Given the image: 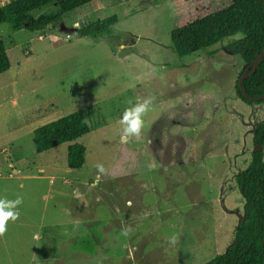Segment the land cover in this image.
Wrapping results in <instances>:
<instances>
[{
	"label": "rangeland",
	"instance_id": "rangeland-1",
	"mask_svg": "<svg viewBox=\"0 0 264 264\" xmlns=\"http://www.w3.org/2000/svg\"><path fill=\"white\" fill-rule=\"evenodd\" d=\"M230 3L94 0L32 11L59 15L41 32L0 26L10 61L0 74V199L22 201L0 234V264H205L226 252L244 219L235 177L264 109L236 96L244 64L226 46L240 35L179 57L170 34ZM113 15L109 36L76 35ZM145 98L140 136L125 138L120 117ZM81 110L87 135L35 152L36 128ZM72 144L85 148L76 170Z\"/></svg>",
	"mask_w": 264,
	"mask_h": 264
},
{
	"label": "trees",
	"instance_id": "trees-1",
	"mask_svg": "<svg viewBox=\"0 0 264 264\" xmlns=\"http://www.w3.org/2000/svg\"><path fill=\"white\" fill-rule=\"evenodd\" d=\"M94 0H9L0 6V26L10 31L27 30L41 32L60 22L59 15H41L33 18L30 13L53 5L61 12H70L90 4ZM117 23L115 15L84 24L75 31L79 37L99 39L111 34ZM241 37L226 46L243 61L244 73L249 76L241 82L244 92L253 99L264 94V57L255 72L250 75L253 63L264 53V0H231L229 6L196 18L174 29L170 40L179 57L205 50L225 38ZM10 68L4 43L0 40V74ZM237 98L246 105H262L264 98L251 102L243 96L235 84ZM89 113L78 111L36 128L33 131V147L37 154L72 143L89 133ZM253 151L248 167L238 173L235 183L244 201V219L236 229L231 246L222 255L205 264H264V120L257 125L252 136ZM85 148L80 144L67 147L66 163L70 170L84 164Z\"/></svg>",
	"mask_w": 264,
	"mask_h": 264
},
{
	"label": "clouds",
	"instance_id": "clouds-1",
	"mask_svg": "<svg viewBox=\"0 0 264 264\" xmlns=\"http://www.w3.org/2000/svg\"><path fill=\"white\" fill-rule=\"evenodd\" d=\"M152 104L151 98H145L143 102L132 104L126 108L120 117V124L123 125V135L125 138L134 136L139 137L143 128V115L150 110ZM100 173H103L102 165H97ZM22 201L18 197L16 200L0 199V234L6 231V225L9 220H16L19 213L16 211L17 205ZM126 234V232H122Z\"/></svg>",
	"mask_w": 264,
	"mask_h": 264
},
{
	"label": "water",
	"instance_id": "water-1",
	"mask_svg": "<svg viewBox=\"0 0 264 264\" xmlns=\"http://www.w3.org/2000/svg\"><path fill=\"white\" fill-rule=\"evenodd\" d=\"M60 29L63 30V31L66 30V28L63 27V25L60 26ZM70 31H75V29H74V28H73V29H70ZM263 57H264V53H261V54H259L258 57L255 59V61H254V63H253V66H252V70H251V72H250V75H252V74L255 72V70H256V68H257V65H258L259 61H260ZM248 76H249V75H248L247 73H244V74L239 78V80H238V82H237V88L241 91V93L243 94V96L245 97V99H247V100H249V101L255 103V102L261 100L262 98H264V94H263L261 97L257 98V99H253V98H250V97L246 94V92L243 91L242 86H241V82H242L244 79H246Z\"/></svg>",
	"mask_w": 264,
	"mask_h": 264
},
{
	"label": "flooded vegetation",
	"instance_id": "flooded-vegetation-1",
	"mask_svg": "<svg viewBox=\"0 0 264 264\" xmlns=\"http://www.w3.org/2000/svg\"><path fill=\"white\" fill-rule=\"evenodd\" d=\"M239 80V79H238ZM238 82V81H237ZM258 102V101H257ZM250 106V105H249ZM251 106H253V105H251Z\"/></svg>",
	"mask_w": 264,
	"mask_h": 264
}]
</instances>
